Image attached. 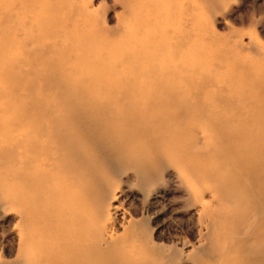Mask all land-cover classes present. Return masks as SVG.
<instances>
[{
  "label": "rangeland",
  "instance_id": "rangeland-1",
  "mask_svg": "<svg viewBox=\"0 0 264 264\" xmlns=\"http://www.w3.org/2000/svg\"><path fill=\"white\" fill-rule=\"evenodd\" d=\"M79 1L105 45L185 55L191 71L179 98L101 104L97 88L64 90L42 63L41 0L0 9V264H29L21 119L27 132L39 122L37 144L73 145L58 154L72 153L84 204L119 238L109 252L128 256L112 264H264V0Z\"/></svg>",
  "mask_w": 264,
  "mask_h": 264
},
{
  "label": "bare ground",
  "instance_id": "bare-ground-1",
  "mask_svg": "<svg viewBox=\"0 0 264 264\" xmlns=\"http://www.w3.org/2000/svg\"><path fill=\"white\" fill-rule=\"evenodd\" d=\"M25 1L27 0H2L0 1V9L16 8L25 12L28 7L25 5ZM41 1L40 4L36 3V8L38 10L40 8L43 12L37 11L38 16H35V22H39L42 28V39L39 40L41 42L39 47L42 49V57L40 56V58L42 63L51 69L53 75L51 78L58 77V81L64 86L63 89L87 90L97 88L100 93L99 97L104 100L100 102L101 104H106L109 100L118 102L138 95L147 97L148 94L156 91L161 92L162 96L165 95L166 98H174L173 96L179 98L178 96L184 92L183 88L186 86L188 73L191 71L185 55L179 61L177 60L178 62L174 60L172 62L171 57L169 58L170 61L166 58L161 61L162 58L156 57L158 52L154 49V52L145 55L139 51L138 45L129 48L125 45L123 47L120 45L115 46V48L110 47L100 41L98 23L94 17L95 12L90 10L86 3L84 4L79 0ZM30 11H33L31 7ZM138 34L140 35V33ZM189 36L191 37V35ZM183 38L185 39L184 36ZM183 38L180 39L182 42ZM155 40L157 39L155 38ZM33 41L39 42L37 35ZM116 49L119 53H111L112 50ZM168 49L166 48L167 52ZM187 55L189 56V54ZM34 64L36 67L38 66L36 63ZM42 73L44 74V72ZM96 107L99 109L100 106L96 105ZM7 109L11 111L10 107ZM27 124L28 122L22 121V119L18 123L16 122L15 126H18L17 130L19 131L15 135H19L17 137L20 139L24 136L25 142L21 143L22 139L17 146H14L19 151L24 150L29 154L31 153L30 162L26 158L21 160L25 166H28L26 168H29L25 171L27 172L28 183L25 184L24 188L17 189L16 195L20 198L21 192L26 194V197L23 196L22 198L24 201L26 200L25 207L29 221L26 236L29 242L28 263L112 264L116 262L119 255L121 258H127L128 256L123 255L124 253L112 254L109 252L110 247L108 246L119 238L109 233L106 221L99 222L95 215L90 212V208L84 204L89 191L82 183L84 179L73 173L74 171L70 168L73 160L68 158L72 156V153L66 152L65 158L58 154L61 149L68 150L69 147L74 149L73 145L65 142L59 143L60 145L56 147L55 141L50 142L48 138L41 139L37 144V140L33 139L32 136L33 133L40 135L38 134L40 131L39 122H35L33 124L35 129L28 130V132L25 129ZM50 144L55 145V155L51 154ZM256 161L255 164H257ZM61 169L64 170V176L60 179L58 173L61 172ZM131 256L132 254H129V257Z\"/></svg>",
  "mask_w": 264,
  "mask_h": 264
}]
</instances>
